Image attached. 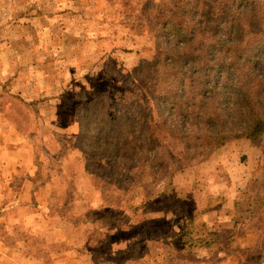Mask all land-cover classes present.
Segmentation results:
<instances>
[{"label": "rangeland", "instance_id": "374dc122", "mask_svg": "<svg viewBox=\"0 0 264 264\" xmlns=\"http://www.w3.org/2000/svg\"><path fill=\"white\" fill-rule=\"evenodd\" d=\"M170 1L155 0L157 11ZM126 2L0 0V121L11 124L0 126V161L21 143L33 155L0 163V264H103L153 236L176 238L189 218L206 240L217 235L198 264H264V141L234 140L194 164L171 141L159 171L147 164L125 199L138 211L103 199L95 175L112 165L81 152L79 115L103 96L106 76L157 51L154 35L135 32L134 15L151 6Z\"/></svg>", "mask_w": 264, "mask_h": 264}, {"label": "trees", "instance_id": "16d2710c", "mask_svg": "<svg viewBox=\"0 0 264 264\" xmlns=\"http://www.w3.org/2000/svg\"><path fill=\"white\" fill-rule=\"evenodd\" d=\"M125 1L136 7L137 0ZM170 3L159 12V2L146 0L151 7L134 15L135 32L157 38L154 58L128 74L106 76L103 96L79 115L81 152L91 165L97 160L112 165L110 172L95 175V183L105 201L127 213L140 209L125 200L138 177L147 164L159 171L154 161L171 141L183 146L188 164L207 161L234 140L264 141V0ZM197 223L189 218L176 238L153 236L128 253L104 257L103 264H123L137 248L144 256L130 264H156L160 258L166 264H198L197 250L214 249L217 235L206 240Z\"/></svg>", "mask_w": 264, "mask_h": 264}, {"label": "crops", "instance_id": "0c3cea01", "mask_svg": "<svg viewBox=\"0 0 264 264\" xmlns=\"http://www.w3.org/2000/svg\"><path fill=\"white\" fill-rule=\"evenodd\" d=\"M6 125H10L11 126V124L9 122H7V121H0V126H6ZM17 133H18V131L16 130V133L13 132L11 134H15L16 135ZM4 136L10 138L9 135H6L5 134ZM21 144H22L21 147L20 148H17V150H18L17 152L12 153V154L11 153L9 154V158L2 157V159L4 160V162L2 163L0 161V163H2L3 166H4V164L11 165V163L8 162L7 159L8 160H16L17 162H15V164H13V165H18V163L21 162L24 159L26 160V162H28L27 161L28 159L29 160L32 159L33 155L25 149L26 148L25 145H27V144H24V143H21ZM29 166H30V163H29Z\"/></svg>", "mask_w": 264, "mask_h": 264}]
</instances>
